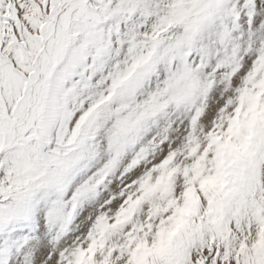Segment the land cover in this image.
Masks as SVG:
<instances>
[{"label": "snow or ice", "instance_id": "1", "mask_svg": "<svg viewBox=\"0 0 264 264\" xmlns=\"http://www.w3.org/2000/svg\"><path fill=\"white\" fill-rule=\"evenodd\" d=\"M0 264H264V0H0Z\"/></svg>", "mask_w": 264, "mask_h": 264}]
</instances>
